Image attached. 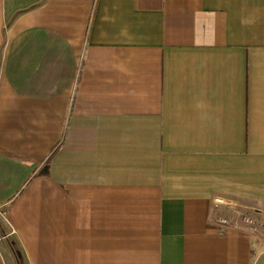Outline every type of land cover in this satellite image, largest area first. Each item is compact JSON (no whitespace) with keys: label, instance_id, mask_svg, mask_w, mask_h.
Segmentation results:
<instances>
[{"label":"crops","instance_id":"obj_1","mask_svg":"<svg viewBox=\"0 0 264 264\" xmlns=\"http://www.w3.org/2000/svg\"><path fill=\"white\" fill-rule=\"evenodd\" d=\"M245 211L264 0H0V264H264Z\"/></svg>","mask_w":264,"mask_h":264},{"label":"built area","instance_id":"obj_2","mask_svg":"<svg viewBox=\"0 0 264 264\" xmlns=\"http://www.w3.org/2000/svg\"><path fill=\"white\" fill-rule=\"evenodd\" d=\"M214 201L216 204H225V199L221 198V197H217L214 198ZM218 222L220 224H228V219L225 217L219 218ZM235 222V221H234ZM233 222V223H234ZM242 222L252 228H260V227H264V225L262 224V222L256 221L252 216H246L244 218H242Z\"/></svg>","mask_w":264,"mask_h":264},{"label":"rangeland","instance_id":"obj_3","mask_svg":"<svg viewBox=\"0 0 264 264\" xmlns=\"http://www.w3.org/2000/svg\"><path fill=\"white\" fill-rule=\"evenodd\" d=\"M235 218L234 220L237 219L238 223H240V221H242V218L246 217V216H252L256 221L262 222V224L264 225V219L259 217L261 216L259 214V212L256 211H245V212H237V213H233ZM262 214L264 215V213L262 212ZM263 232H264V227H260Z\"/></svg>","mask_w":264,"mask_h":264},{"label":"trees","instance_id":"obj_4","mask_svg":"<svg viewBox=\"0 0 264 264\" xmlns=\"http://www.w3.org/2000/svg\"><path fill=\"white\" fill-rule=\"evenodd\" d=\"M59 145H60V143L57 144V145H55V146L50 150L49 155H48V157H47V162H49V161L51 160V158L53 157V155L56 153V151H57L58 148H59Z\"/></svg>","mask_w":264,"mask_h":264}]
</instances>
